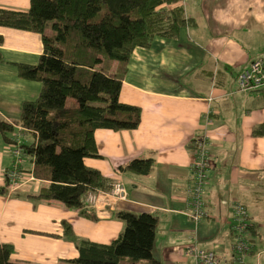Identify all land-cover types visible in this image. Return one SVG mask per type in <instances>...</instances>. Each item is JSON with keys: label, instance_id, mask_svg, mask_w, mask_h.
Wrapping results in <instances>:
<instances>
[{"label": "crops", "instance_id": "0c3cea01", "mask_svg": "<svg viewBox=\"0 0 264 264\" xmlns=\"http://www.w3.org/2000/svg\"><path fill=\"white\" fill-rule=\"evenodd\" d=\"M29 5L30 0H0L3 9ZM182 5L191 23L176 37L156 36L150 46L135 47L124 65L119 97L140 108L139 124L96 129L101 156L84 159L110 181H122L126 199L108 195L109 189L96 191L89 197L96 218L89 219L58 201L28 197L36 182L10 190L2 174L13 162L9 140L21 132L6 138L0 131V184L6 188L0 194V243L13 246L18 264H63L77 256L75 242L64 235L65 222L79 238L111 242L124 228L119 210L157 216L152 253L160 264H192L185 254L192 242L230 256L235 201L250 212L247 261L264 264V136L254 133L264 124V88L238 91L235 80L252 60H264V0H182ZM42 53L41 34L0 25V120L18 125L23 102L38 96L41 82L21 77L18 64H36ZM76 105L67 98L66 106ZM202 133L210 139L204 192L210 217L196 223L187 214L185 189L193 138ZM135 157L153 158L149 173L119 168Z\"/></svg>", "mask_w": 264, "mask_h": 264}, {"label": "trees", "instance_id": "16d2710c", "mask_svg": "<svg viewBox=\"0 0 264 264\" xmlns=\"http://www.w3.org/2000/svg\"><path fill=\"white\" fill-rule=\"evenodd\" d=\"M189 23L182 0H30L26 10L0 8V25L37 32L43 43L36 64H18L21 77L41 82L38 96L23 102L18 125L0 120L6 138L18 130L33 136L28 145L20 142L30 166L23 170L32 171L38 184L28 197L55 200L96 218L89 197L108 190L112 181L84 162L101 156L95 131L133 129L140 121V108L119 97L124 65L135 47L150 46L156 36L176 37ZM69 97L75 107L66 106ZM254 133L264 136V124ZM152 165L151 157H135L119 168L147 174ZM5 189L0 184V194ZM116 217L124 228L109 243L79 238L65 222L64 235L78 252L65 262L160 264L152 253L157 216L119 210ZM13 250L0 243V264H18Z\"/></svg>", "mask_w": 264, "mask_h": 264}, {"label": "built area", "instance_id": "2783aa9c", "mask_svg": "<svg viewBox=\"0 0 264 264\" xmlns=\"http://www.w3.org/2000/svg\"><path fill=\"white\" fill-rule=\"evenodd\" d=\"M238 91L264 88V60L255 58L247 67L236 74ZM21 134H13L9 140V152L13 156L12 164L3 170L4 184L13 190L28 182L37 181L32 171L23 170L24 162L27 161V152L20 144ZM210 139L204 133L193 138V160L189 168V178L186 184V195L189 218L194 222H201L210 217L205 205L204 192L208 184V168L211 165ZM107 194L119 199H126L127 191L124 183L115 180L111 183ZM229 229L232 237L230 256H222L212 248H200L196 244H189L185 248V254L192 259V264H249L247 256L252 251L250 239V212L247 206L235 201L230 207Z\"/></svg>", "mask_w": 264, "mask_h": 264}, {"label": "rangeland", "instance_id": "374dc122", "mask_svg": "<svg viewBox=\"0 0 264 264\" xmlns=\"http://www.w3.org/2000/svg\"><path fill=\"white\" fill-rule=\"evenodd\" d=\"M47 33L48 34H50V29H47ZM69 98H72V97H69ZM23 133V136H22V143H24L25 145H28V144H30L31 142H32V138H33V136L30 134V133H28V132H22ZM31 186H33V184H30ZM205 220V219H204ZM204 220H202V221H204ZM201 221V222H202ZM194 222V221H193ZM197 223V222H196ZM199 223V222H198ZM195 242H192L191 244H194ZM197 246H198V244H197ZM198 247H200V246H198ZM200 248H202V247H200ZM22 264V263H21ZM59 264H62V262H60ZM63 264H66V263H63Z\"/></svg>", "mask_w": 264, "mask_h": 264}]
</instances>
